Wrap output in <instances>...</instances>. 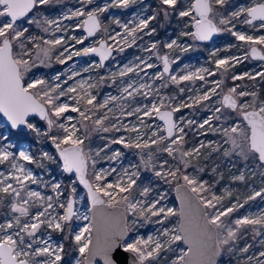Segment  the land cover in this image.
<instances>
[{
	"label": "snow or ice",
	"instance_id": "obj_1",
	"mask_svg": "<svg viewBox=\"0 0 264 264\" xmlns=\"http://www.w3.org/2000/svg\"><path fill=\"white\" fill-rule=\"evenodd\" d=\"M54 0H0V113L7 118L13 129H26L33 133L38 140H49L55 146L62 161V170L65 173H75L79 183L87 190V198L91 207L87 214H80L74 210V199L76 188L71 187V193L64 202L58 203L62 214H57L47 218L51 214L49 209L53 208V197H44L38 191L26 190V182L37 183V178L32 171L25 168L23 164L17 162L16 154L10 149L11 144L0 146V164L11 162L12 172L5 175L0 172V193L13 197L10 205L14 215L12 220L0 223V264H60L63 259L64 245L49 243V240L37 239V233L43 225L56 232L63 233L68 227V233L74 241L75 250L79 253V259L75 264H151L156 260L162 251H175L171 245L182 242L187 245V250L181 249L179 256L171 261V264H218L219 258L227 252L234 251V245L239 239L241 231L251 226L255 235H261L260 230H264V211L257 215H245L237 218L231 223L226 218L242 208L244 205L239 202L224 206V196L212 193L205 196L204 193L210 192L207 181H200L197 176L181 172L179 164H183L187 169L190 166V158L200 156V148L205 147L203 143L199 147L187 149L183 148L185 142V126L195 124V121H184L177 123L174 114L183 108H193L203 102L213 101V97H219L211 108L213 115L199 123V129L208 126V130L213 134H218L223 138L224 144L230 148H224L219 141L210 142L215 147L213 151L219 152L223 149L225 157L229 155L239 156L245 162H256V167H264V99H261L258 92L241 90L239 85L229 87L226 92L222 91L223 79L211 81L213 87L197 94L195 97L189 96L191 103L181 102L173 105L165 103V98L161 97L159 102H152L137 106L131 110H125V105H117L122 116H137L140 127L133 125L128 127L123 125L118 118H110L109 113L113 112L110 104L120 101L135 99V95L141 94V90L149 88L150 85L140 84L138 88L133 87V82H129L121 89L120 96L108 95L103 102L97 100L90 89L97 87L96 83L88 80L76 81L69 84L81 73L71 70L67 78L61 81V75H54L50 78L33 76L30 80L25 77L32 69L40 66H50L53 55L59 64H65L74 56L97 55L100 62L96 65H89L83 71L87 72L95 68H103L104 61L107 60L116 49L101 39L99 46L91 45L82 49H75V45L83 44L88 37H93L97 32L103 30L107 34L108 29L102 24L101 14L106 12L109 7L127 8L134 0H113L111 5L96 7L85 10V7L93 3V0H80L81 8L72 10L62 16V19H79L77 28H83L87 36L77 38L58 36L48 39L45 35H35L30 32V28L24 26L35 25L42 33L48 34L50 29L55 27L56 32L64 31L60 27V20L49 19L47 16L33 15L30 13L38 12L43 7L50 5ZM59 2V0H55ZM228 0H159L157 15L161 14L165 19L175 13L179 18L188 17L190 25L194 31H181L179 35L191 37L198 41H211L213 37L222 32H229L237 40L249 45H264V35L253 37L243 32L235 31L236 24L233 21H240L243 24L253 26L254 22H259V28L264 29V0L254 2L252 6H241L236 10L225 13L224 8ZM241 17L243 19L241 20ZM156 15L139 19L138 23L129 21L121 23L120 20L114 22L123 28L124 40L128 44L127 38H131V44H135L138 33L144 32L151 35L155 29L145 31L149 28ZM132 25V26H130ZM230 25V27H229ZM120 33L109 36L115 41ZM68 40L74 41L71 51ZM129 44V46H131ZM174 46L187 51L181 47L177 40L166 43L165 47L172 49ZM157 47L152 43L150 48L144 49L151 52ZM118 51L123 52L124 47H118ZM255 58L264 60V55L257 54L256 47L251 48ZM213 56L216 52L212 53ZM139 63L135 65H125L118 73L120 78L128 76L130 73L139 75L140 71L155 67L154 64L137 57ZM163 60V72L157 73L154 79H164V75L169 73V58L167 55L161 57ZM240 59L236 56L219 58L214 61L217 70H223L222 74H227L231 67L239 63ZM141 65L144 67L141 68ZM206 73L208 76H215L216 72L207 68L197 69L185 75H170L169 79L174 84L182 81H205ZM112 82L115 83L116 73H112ZM259 76L264 78V72L243 73L232 75L233 81L255 80ZM105 80L104 76L99 78L100 82ZM123 83V81H122ZM67 85V87H65ZM87 85V87H86ZM167 87V84L161 85ZM131 89V91H130ZM183 93L184 89L181 88ZM147 98L148 93H142ZM251 97V99H248ZM61 98H67L74 103H68ZM174 100L175 97H170ZM106 110V111H102ZM77 113L78 119L66 113ZM99 113V114H98ZM219 114V115H217ZM157 117L165 124L164 132L159 128L153 129L144 117ZM38 118L44 122L45 128L34 123ZM77 119V123H70ZM115 119L116 122H111ZM222 122L219 127H214L212 121ZM66 121V122H62ZM90 122V123H88ZM141 128L150 130V134L142 132ZM83 130V132H81ZM135 132V139L131 137L119 136L112 138L104 147L93 151L91 148L86 150L85 140L90 139L91 134L96 132ZM203 134V133H201ZM106 139L105 137H101ZM6 140L7 137H0ZM112 144L123 145L124 148L137 149L140 157L139 164H130L121 170L113 167L110 170H96L97 158L102 152H107ZM145 150H149L145 152ZM158 153H166L167 156L177 160L178 164L170 165L167 159L160 161ZM123 153L117 149L105 158L110 161H118ZM18 158L29 164L37 163L36 157L30 155L28 151L20 150ZM41 160H48L55 163V157L47 151H42ZM91 161V171L89 162ZM40 167H44L42 163ZM167 166V168H166ZM143 167L146 171H151L155 177L165 179L170 177L172 180H183V184H177V192L183 193L181 196V209L160 206L159 199H149L152 189L148 186L138 185L140 179L139 169ZM203 171V169H199ZM216 170L213 169V172ZM113 173L116 177L109 181L108 177ZM264 174V173H262ZM237 180H244V175L235 177ZM19 187H14L13 183ZM52 189L57 193V199L63 193L60 192L61 184L54 183ZM26 190L27 198L21 196V192ZM264 194V189L254 192L247 197V200H254ZM231 195L230 193L228 194ZM140 197V198H137ZM238 199V198H237ZM47 201L45 204L39 201ZM245 200V203H247ZM218 205L220 207H218ZM36 206L38 210L34 215L30 213V207ZM213 211L209 212L208 210ZM130 216L135 217L131 219ZM30 217V221L28 218ZM74 217L91 222L78 231L73 232L71 222ZM152 217L158 218L155 223L165 224L170 217H179L177 226L163 228L157 237L149 236L147 239L136 238L132 242H127L125 237L133 230L138 220H151ZM14 230L9 233L8 230ZM27 238V239H26ZM69 236H65L68 239ZM164 238V239H161ZM264 244V241H261ZM35 245V247H34ZM42 245V246H40ZM131 254L130 261H122L120 252ZM249 246H245L239 251L247 253ZM264 257V251L259 253ZM43 258V259H38ZM99 258V259H97ZM253 258L248 257L251 261ZM258 264H264V260H259Z\"/></svg>",
	"mask_w": 264,
	"mask_h": 264
},
{
	"label": "rangeland",
	"instance_id": "obj_2",
	"mask_svg": "<svg viewBox=\"0 0 264 264\" xmlns=\"http://www.w3.org/2000/svg\"><path fill=\"white\" fill-rule=\"evenodd\" d=\"M254 2H260V0H228V3L225 5V13L236 10L241 6H252ZM113 0H93L92 4H89L85 7V10H91L96 7H103L105 5H111ZM82 5L80 0H59V2H54L50 5L41 7L38 12L30 13L29 16L38 15V16H47L49 19H58L60 20V27L64 31L56 32L55 27L53 26L50 29L48 34H44L40 29L36 28L35 25L28 26L26 23L24 26L30 28V32L35 35H45V38L51 39L58 36L68 37L75 36L77 38L85 37V32L82 28H77L76 25L80 22L79 19H62V16L68 12L69 9L75 10L81 8ZM159 8V0H134L133 3H130L127 8L123 7H109L106 12L101 14L100 19L102 24L107 27L108 32L105 34L103 30L97 32V34L91 38L84 40L83 44L75 45V49H82L83 47H88L91 45H98V42L101 39H104L107 44L112 45L114 49L110 59L104 63L103 68L93 67L90 71H83L85 68H88L89 65H96L100 61L97 57L92 56H74L71 60H68L65 64H59L55 61V54L53 55L50 66H40L34 68L27 74L25 77L26 80H30L33 76H39L43 78H50L54 75L64 73L61 75V81L67 78V74H70L71 70L79 71L81 74L75 77L74 80L69 81V84H74L76 81L88 80L90 83H96L97 87L90 89V91L97 96L99 102H103L104 98L108 95L120 96L121 89L124 85L129 82H133V87L138 88L140 84L150 85L149 88L141 90V94L135 95V99L131 98L128 101H116L114 104H110L109 107L113 108V112L109 113L110 118L116 117L123 124L129 128L133 125L140 127L137 116L126 117L120 114V108L117 105H125V110H131L137 106L143 107V105H151L152 102H159L161 97L165 98V103H172L173 105L179 104L181 102L191 103L188 100L189 96L195 97L197 94L206 91L213 87L211 81L223 79L224 83L221 86L222 91L226 92L229 87L239 85L241 90L246 91H256L258 92L261 99H264V78L259 76L256 79L249 80L247 78L243 80L233 81L231 79L232 75H241L243 73H251L255 75L257 72H264V60H254L250 57V50L254 46L259 49L264 55V45H249L243 41L237 40L229 32H222L217 35V38L214 42L209 44H200L197 40L192 39L191 37L181 36L180 32L183 31H192V27H185V24L190 25V19L188 17L179 18L175 13L170 15L165 19L161 14L157 15ZM152 15H156V19L152 20L149 24V28L145 31H150L155 29V32L151 35H145L144 32L138 33V38L135 44H131V38L128 37V44L124 40V30L118 26L114 21L120 20L121 23H128L132 21L133 23H138L139 19L147 18ZM243 17H241V20ZM236 24L235 31L243 32L246 35L252 34L253 37H259L264 35V29L259 28V22H255L253 26H249L241 23L240 21H233ZM132 26V25H130ZM230 27V25H229ZM54 33V36H53ZM120 33V36L116 37V40L113 41L109 39V36ZM172 40H177L178 44L181 47L187 48V51H181V48L174 46L172 49L165 47L166 43H170ZM152 43H156L157 47L151 52L145 51L144 49L150 48ZM74 44V41L68 40L69 47ZM131 44V46H129ZM118 47H124V51H118ZM70 47V51H71ZM216 52V55L213 56L212 53ZM247 52V54H246ZM167 55L169 58L170 64V73L164 75V79H154L157 73H162V56ZM236 56L240 59L239 63H236L234 67H231L228 73L222 74L223 70H217L214 61L219 58H226ZM140 57L149 63L155 65L151 69H146L145 71H140L139 75L136 73H130L128 76L120 78L118 73L125 65H135L139 63L136 59ZM144 66L141 65V68ZM207 68L211 71H215V76H208L204 73L206 80H194V81H182L179 84H174L170 81V75H185L189 72H195L197 69ZM112 73H116L115 83L112 82ZM101 76L105 77L103 82L99 81ZM123 81V83H120ZM167 84V87H162L161 85ZM67 87V85H65ZM87 87V85H86ZM183 88L184 92L181 93L180 89ZM131 91V89H130ZM147 92L148 96L145 98L142 93ZM170 97H175L174 100H170ZM63 101L68 103H74L73 101L68 100L67 98H61ZM219 97H213L211 102H203L200 105H195L193 108H183L179 112L174 114L175 120L177 123H182L179 120V117H183L184 121L192 120L196 123L191 126H185V142L183 148L185 150L199 147L201 143L206 145L203 148H200V156L197 158H190V166L185 169L183 164H179L181 172H186L189 175H195L200 181H207L210 186V192L204 193L205 196H209L214 193L218 196H224L223 200L224 206H231L233 203L239 202L244 206L239 208L237 211H234L230 217L226 218V221L231 223L237 218L243 217L245 215H257L261 211H264V194L260 197H256L254 200H247V197L254 194L256 191H261L264 189V167H256V162L248 161L245 162L239 156L229 155L225 157L223 155V149L219 152L213 151L212 148L215 147L213 143L211 146H208L210 142L219 141L223 144L224 148H230V145L224 144L223 138L218 134H213L208 130L206 125L204 129H199V123H202L204 119L213 115L211 108L216 106L215 101ZM251 99V97H248ZM106 111V110H102ZM99 114V113H98ZM76 117L77 113H66ZM219 115V114H217ZM77 119H74L70 123H77ZM145 121L148 124L153 126V129L159 128L161 132H164V127L161 122L157 120L155 116L152 118L144 117ZM34 123H38L39 126L45 128L44 122L39 121L38 118L33 120ZM66 122V121H62ZM111 122H116L115 119H112ZM90 123V122H88ZM212 125L214 127H219L222 122L213 120ZM77 127L80 125L77 123ZM142 132H147L150 134V130L147 128H141ZM83 132V130H81ZM203 133V134H201ZM165 134V132H164ZM119 136H124L126 138L131 137L135 139V132H108V133H92L90 139L85 140L86 150L91 148L93 151L98 150L110 139L116 138ZM0 137H7L6 140L0 139V146L7 144L13 145L10 149L14 154H16L17 162L23 164L26 169L32 171L33 175L37 178V183L26 182V190L38 191L42 196L53 197V208L49 209L51 216L57 214H62L63 210L59 209L58 203L64 202L66 198L69 197L71 193V187L76 188L75 194L72 197L75 199L74 208L77 212V217L80 214L89 215V206L87 202L86 193L78 185L76 179L63 172L60 160L52 147V143L49 140H38L33 133L26 129L22 130H12L9 126L5 125L0 117ZM105 137L106 139H102ZM3 144V145H2ZM119 149L123 156L118 161H110L105 157L111 155L113 150ZM20 150L28 151L30 155H33L37 159V163L29 164L26 161H21L18 158V153ZM42 151L49 152L52 156L55 157V163L48 160H41ZM149 150H145L147 152ZM139 150L137 149H128L124 148L123 145L112 144L110 149L107 152H102L101 156L97 158L98 163L96 164V170L106 169L110 170L115 167L118 170H121L123 167H128L130 164H139L140 157L137 154ZM177 160H173L172 157L167 156L166 153H158L159 159L157 160V165L160 161L167 159L170 165L178 164V154ZM42 163L44 167H40L39 164ZM90 171H91V161L89 162ZM167 168V166H166ZM203 169V171H199ZM213 169L216 171L213 172ZM11 162H5L0 164V172H4L7 175L9 172H12ZM141 175L138 180V185L148 186L152 189L149 199H159L161 196L160 206L173 208L178 211L177 203L173 194V187L183 182L182 179L172 180L170 177L165 179H160L155 177L151 171H146L143 167L139 169ZM240 175H244V180L234 179ZM116 174L113 173L108 177V180L111 182L115 179ZM2 179V178H0ZM13 183L14 187H19L15 184V181H9ZM54 183H60L61 189L60 192L63 194L57 199V193L53 191L52 185ZM26 190L21 192L23 198H27ZM231 194L230 196L228 194ZM137 198H140L137 196ZM238 198V199H237ZM247 200V203H245ZM13 202V197L0 193V223H6L9 220H12L14 215L11 212L10 205ZM40 204H45L47 201H39ZM218 207H220L218 205ZM38 210L36 206L30 207V213L35 214ZM209 212L213 211L212 209L208 210ZM74 217L71 222V227L73 232L78 231L79 228L84 227L90 223V220H83ZM90 217V215H89ZM28 219L30 217L22 218ZM131 219L135 217L130 216ZM158 218L152 217L151 220H138L136 225L133 227V230L129 233L127 242H132L136 238L147 239L149 236L154 238L158 236L160 231L163 228H172L177 226L178 217H170L169 220L161 225L155 223ZM18 230L11 229L8 230L9 233ZM261 235H255L252 227H245L239 236V239L234 245V251L231 254L225 252L219 258L218 264H258L259 260H264V257H260L259 253L264 251V244L261 241H264V230H260ZM3 235V233H0ZM65 236H69L68 239H65ZM49 237L51 239L49 240ZM27 239V238H26ZM37 239L49 240V243L53 244H63L64 252L63 259L60 264H75V261L79 259V253L75 250L74 241L68 233V227H65L63 233L53 231L49 229L46 225H43L37 233ZM164 239V238H161ZM42 246V245H40ZM249 246L247 253H241L239 249ZM35 247V245H34ZM172 249L175 251H162L159 257L156 260L151 261V264H171L173 259H176L181 249L185 250L182 242H176L171 245ZM248 257H252L251 261L248 260ZM43 259V258H38Z\"/></svg>",
	"mask_w": 264,
	"mask_h": 264
},
{
	"label": "water",
	"instance_id": "obj_3",
	"mask_svg": "<svg viewBox=\"0 0 264 264\" xmlns=\"http://www.w3.org/2000/svg\"><path fill=\"white\" fill-rule=\"evenodd\" d=\"M257 22H258V21H257ZM254 23H255V22H254ZM82 29H83V28H82ZM194 30H195V29L192 28V31H194ZM83 31L85 32V35L87 36V32H86L84 29H83ZM217 35H218V34H217ZM217 35H215L211 41H198V40H197V41H198L200 44H209V43H212V42L215 41V39L217 38ZM88 38H91V37H88ZM98 46H99V44L97 45V47H98ZM256 49H257V48H256ZM112 54H113V52H112ZM112 54H111V56H112ZM249 54H250V57H251L252 59H254V60H259L258 58H255V57L253 56L251 50H250ZM257 54L262 55V53H261V51H260L259 49H257ZM90 56H92V57H97L98 60L100 61L99 56H97V55H95V54L90 55ZM111 56H110V57H111ZM110 57H109L107 60H105L104 63L107 62V61L110 59ZM162 69H163V68H162ZM170 70H171V68H170V65H169V73H170ZM169 73H168V74H169ZM0 117H1L2 121L4 122V124L7 125V126H9V128H11L10 122L7 121V118L4 117L2 113H0ZM156 118H157V117H156ZM174 119H175V117H174ZM157 120L163 124V127H164V129H165L166 126H165L164 122H163L162 120H159L158 118H157ZM11 129H12V130H22V129H13V128H11ZM165 135H166V132H165ZM52 147H53V149L55 150V152H56V154H57V156H58V158H59V153L57 152V150L55 149V146H54L53 144H52ZM59 160H60V158H59ZM60 164H61V167H62V161H61V160H60ZM66 174H69V175L73 176V177L76 179L78 185L84 190V192L86 193V197H87V190L84 188L83 185H81V184L79 183V180H78V178L76 177L75 173L73 172V173H66ZM183 183H184V182H180L179 184H183ZM176 189H177V184L173 187V194H174V198H175V201H176V203H177V207H178V211H179V210L181 209V196L183 195V193H182V192H181V193H178ZM72 198H73V197H72ZM73 199H74V198H73ZM74 202H75V199H74ZM87 202H88V206H89V208H90V207H91V204H90V201H88V198H87ZM74 210H75V208H74ZM89 215H90V217H91V213H90V212H89ZM178 219H179V217H178ZM90 222H91V221H90ZM128 236H129V234L125 237V240L128 238ZM182 244H183V243H182ZM183 246L185 247V250H187V245L183 244ZM120 257H121V260H122V261H130V260L132 259L131 254L123 253L122 250H121V252H120ZM97 259H99V258H97ZM98 264H99V262H98ZM100 264H102V261H100Z\"/></svg>",
	"mask_w": 264,
	"mask_h": 264
},
{
	"label": "flooded vegetation",
	"instance_id": "obj_4",
	"mask_svg": "<svg viewBox=\"0 0 264 264\" xmlns=\"http://www.w3.org/2000/svg\"><path fill=\"white\" fill-rule=\"evenodd\" d=\"M163 57V56H162ZM170 65V64H169ZM162 68H163V60H162Z\"/></svg>",
	"mask_w": 264,
	"mask_h": 264
},
{
	"label": "bare ground",
	"instance_id": "obj_5",
	"mask_svg": "<svg viewBox=\"0 0 264 264\" xmlns=\"http://www.w3.org/2000/svg\"><path fill=\"white\" fill-rule=\"evenodd\" d=\"M120 83H122V81H120ZM3 145V144H2ZM18 160V159H17Z\"/></svg>",
	"mask_w": 264,
	"mask_h": 264
},
{
	"label": "built area",
	"instance_id": "obj_6",
	"mask_svg": "<svg viewBox=\"0 0 264 264\" xmlns=\"http://www.w3.org/2000/svg\"><path fill=\"white\" fill-rule=\"evenodd\" d=\"M249 35H251V36H252V34H249ZM246 54H247V52H246Z\"/></svg>",
	"mask_w": 264,
	"mask_h": 264
}]
</instances>
